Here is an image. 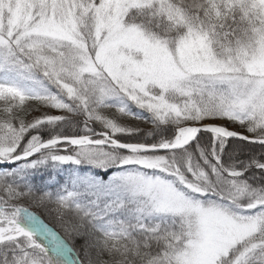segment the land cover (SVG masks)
Returning <instances> with one entry per match:
<instances>
[{"label":"snow or ice","instance_id":"obj_1","mask_svg":"<svg viewBox=\"0 0 264 264\" xmlns=\"http://www.w3.org/2000/svg\"><path fill=\"white\" fill-rule=\"evenodd\" d=\"M0 264H264V0H0Z\"/></svg>","mask_w":264,"mask_h":264},{"label":"trees","instance_id":"obj_2","mask_svg":"<svg viewBox=\"0 0 264 264\" xmlns=\"http://www.w3.org/2000/svg\"><path fill=\"white\" fill-rule=\"evenodd\" d=\"M33 211H36L37 213H39V215L42 217V219H44V221L46 223H48L50 226H52L56 231L61 232V234H63L62 230L59 228V226L57 225L56 221L53 218L47 216L40 209L34 208Z\"/></svg>","mask_w":264,"mask_h":264}]
</instances>
